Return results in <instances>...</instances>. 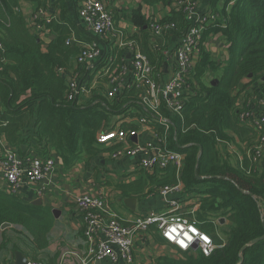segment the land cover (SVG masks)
I'll return each instance as SVG.
<instances>
[{"label":"trees","instance_id":"1","mask_svg":"<svg viewBox=\"0 0 264 264\" xmlns=\"http://www.w3.org/2000/svg\"><path fill=\"white\" fill-rule=\"evenodd\" d=\"M209 1L210 9L219 13V20L210 26L204 39L211 32L222 33L229 43L227 65L222 66L202 47L193 71L195 92L184 97L181 113H172L164 103L158 113L144 111L159 137L165 138L171 149L185 154L184 166L181 171L173 165L155 168L152 173L142 169L137 180L119 187L125 194L147 196L163 186L182 183L183 194L200 196L193 218L202 231L212 236L216 247L210 255L177 248L176 257L162 255L154 264H264V240L252 244L264 235V165L261 158L258 163L254 160L259 133L240 120L248 106L246 101L237 106L236 93L246 78L250 83L260 82L259 87L264 88V0H224L222 7L220 0ZM143 3L170 7L159 19L169 25L160 35L154 34L152 18L140 8L132 14L140 32L133 38L155 73H162L163 52L185 34L189 23L173 0ZM17 7L19 0H0V138L22 157L31 150L47 155L51 148L55 149L67 169L81 159L90 161L107 150H115L117 146L106 148L99 143L98 135L116 127L112 124L115 116L136 117L143 113L138 91L132 87L109 98L106 92L93 90L82 104L68 100L69 77L65 72L79 71L75 68L76 58L90 34L70 14L68 0H55L53 18L43 24L58 35L44 51L40 36L30 30ZM108 50L117 59L112 68L115 70L125 53L110 45ZM210 74L215 75L214 80H209ZM160 115L169 118L168 129L159 121ZM120 126L130 129L138 125L123 122ZM223 142L235 144L242 159L238 153L221 152L219 145ZM23 145L27 146L25 152ZM222 218L227 222L221 224ZM6 222L13 225V233H25L30 240L28 244L23 240L29 252L16 243L13 250H23L31 260L42 262L40 253L50 244L54 213L43 204L0 188V252L12 241L7 230H2ZM154 235L165 243L158 232ZM0 264H5L1 254Z\"/></svg>","mask_w":264,"mask_h":264},{"label":"built area","instance_id":"2","mask_svg":"<svg viewBox=\"0 0 264 264\" xmlns=\"http://www.w3.org/2000/svg\"><path fill=\"white\" fill-rule=\"evenodd\" d=\"M178 10H183L189 23L185 34L179 38L173 49L163 52L165 62L170 63L175 59L174 71L163 80V73H155L149 58L141 51L135 39L125 35L124 31L116 24L113 11L104 0H80L79 17L86 30L97 38H108V45L112 49H123L125 57L122 63L114 67L116 58L109 52L108 45L103 47L94 40L85 43L84 48L76 58L77 72H69L68 89L66 98L77 100L79 104L85 102L92 93V88L82 84L83 72L92 71L103 63L100 74L108 76L106 94L114 98L124 89L135 88L139 93V104L144 111L158 113L159 106L164 103L172 113H181L184 108V97L193 92L195 80L193 71L200 59L202 47L208 44L205 40L207 30L219 20V13L211 9H204L202 0H173ZM53 18L52 13L45 7H40L30 18V30L41 36L48 28L43 24ZM168 24L159 22L158 18L151 19V28L155 35H160ZM221 34V33H220ZM214 33H209V37ZM222 35V34H221ZM0 43V48H1ZM105 64V65H104ZM96 68V69H97ZM130 74V77L127 78ZM240 120L254 127L259 133L255 146L257 155L254 157L264 159V91L258 96L251 106L240 114ZM159 121L167 129L170 120L160 115ZM111 130H106L98 135V142L106 146H118L112 153L113 158L125 155H142L139 161L140 169L154 171L158 167L175 166L179 171L184 166L185 154L169 147L165 138H160L155 132L158 144L152 141H133L134 137L142 130L153 129L147 115L139 116L138 128L124 129L120 124ZM2 149L0 151V179L6 182L8 193L19 194L25 184L34 188L35 198L43 196L50 190L53 175L57 169V161L50 153L47 155H26L22 157L18 150L12 147L4 138H0ZM224 143V142H223ZM221 143V144H223ZM263 157V158H262ZM264 165V162H261ZM160 195L165 200L166 210L158 212L151 210L136 215L128 223L123 221L108 203L104 193H81L75 201L83 214V235L86 243V260L99 264H132L134 262L135 239L148 232L155 226L159 235L168 243L173 244L182 251L200 250L205 255H210L215 249L211 235L202 231L193 215L199 205L193 208L186 206L187 196L182 183L167 185L159 189ZM34 202V201H33ZM200 203V202H199ZM176 231L173 232L172 229ZM195 228L206 239L190 231ZM193 236L191 243H187L184 233ZM185 240L187 247L180 241ZM27 264H43V262L30 260Z\"/></svg>","mask_w":264,"mask_h":264},{"label":"crops","instance_id":"3","mask_svg":"<svg viewBox=\"0 0 264 264\" xmlns=\"http://www.w3.org/2000/svg\"><path fill=\"white\" fill-rule=\"evenodd\" d=\"M43 1L44 2L40 3L37 0H19V7H17L16 10H21L29 25L31 15L40 7L47 8L50 13L55 12L52 7L55 0ZM68 1L70 5V14L73 16L77 24L83 28V30H86L81 18L79 17L80 0ZM104 2L113 11L117 26L121 28L125 35L131 39H134L133 36L140 33L139 29L135 26L132 20L133 10L140 8L144 14L149 16V18L155 17L158 19L162 18L170 11V7L168 5L165 6L163 4H158L150 6L144 4L143 0H104ZM202 3L204 9H210L207 0H202ZM86 32L90 34L87 30ZM221 34L219 32L214 33L213 36L207 39L208 44L204 47H206L207 51H209L218 62H222V66H225L230 59V51L228 41ZM57 35L56 31L47 29L40 36L43 41L42 49L44 51L47 50L48 44L56 39ZM94 40L98 41L103 47H106L110 41L108 38L100 39L93 34H90V39L86 43ZM177 41L172 43L170 47L171 49L174 48ZM174 64V58L170 63H166L165 57H163V66L161 71L164 74L163 80H166L168 75H172L174 71ZM76 67L77 66L75 64V68ZM96 68L97 67H95L92 71L82 73V84H86L91 87L92 91L97 90L98 92H106L107 88L105 84L107 83L108 77L99 73L101 69L100 65L97 69ZM68 73L69 72H67V74ZM129 77L130 74L127 78ZM262 82H264V77L262 78ZM259 85L260 82L250 83V78H246L243 81V86L239 88V91H236V93H239L237 106H243L245 101L247 102V106H251L255 99L260 96L262 91H264V88L259 87ZM193 89L192 93L195 92V88ZM134 111H136V109ZM143 114H145L144 110L140 116ZM122 121L131 124L136 123V125H138L139 116H127L124 117ZM138 127L139 126H137V128ZM141 127L142 126L139 128V136L134 137L133 141H152L154 144H158V140L155 137V130H142ZM224 144L225 143L220 144L219 149L221 145ZM227 145L230 146V150L233 148L235 149L236 147L235 151L242 159V155L239 153V149L235 144ZM115 146L105 147L113 148ZM113 149L101 153L99 156L91 159L90 161L81 159L73 168L67 169L65 168L63 160L60 158L56 150L51 148V155H53L57 161V169L53 175L50 190L43 196L35 198L33 194V186L31 187L30 185L25 184L23 191L20 194L24 198L32 201L41 199L40 204H43L45 209L53 212L55 216L54 226L49 233L50 244L40 253L43 264H99L98 262L90 263L86 260V243L83 235V214L75 201L76 196L81 193H104L110 206L126 223H128L129 220L136 215L143 214L151 210H156L158 212L166 210L165 200L160 195L159 190L147 196L140 195L139 193H123L119 185L131 183L142 175V169L139 167V161L141 160L142 155H125L123 157L113 158L111 156V153L114 151ZM33 152H35V150H31L28 155H36ZM261 162H264V159ZM258 166L259 164L257 167ZM152 172L154 171H151L150 173ZM6 186V182L0 179V188L6 191ZM130 197L137 199L134 210L126 203V200ZM187 199L186 206L188 208H193L200 204L199 195H191L190 197L187 196ZM226 222V220L224 222L221 221V224ZM12 227L13 225L4 229L7 230V234L11 236L12 241L9 242L6 247L1 249V258L5 261V264H16L17 261H23L25 258L31 260V258L23 252V250H13L12 246L16 243L20 244L23 249H26L29 252L30 250L27 244L30 243V240L25 233H13L11 230ZM154 233H157V230L151 228L148 232L135 239L134 262L132 264H154L155 260L159 256H177V248L173 244L166 241L165 243L157 241ZM23 240H25V242L27 241V244Z\"/></svg>","mask_w":264,"mask_h":264},{"label":"water","instance_id":"4","mask_svg":"<svg viewBox=\"0 0 264 264\" xmlns=\"http://www.w3.org/2000/svg\"><path fill=\"white\" fill-rule=\"evenodd\" d=\"M250 76H251V75H250ZM26 147H27L26 145H23V146H22V150L25 151V150H26ZM199 178H200V176H199ZM40 201H41V199L34 201V203L40 204V203H41ZM136 202H137V199L134 198V197H130V198H128V199L126 200L127 205H128L130 208H132L133 210L135 209ZM221 221L224 222V221H225V218H222ZM11 226H12L11 223L6 222V223H4V224L2 225V230L6 229V228H8V227H11ZM260 240H264V235L261 236V237H259V238H257V239H254V240L252 241V244H254V243H256V242H258V241H260ZM29 261H30V259L25 258V259H23V261H17L16 264H27Z\"/></svg>","mask_w":264,"mask_h":264},{"label":"rangeland","instance_id":"5","mask_svg":"<svg viewBox=\"0 0 264 264\" xmlns=\"http://www.w3.org/2000/svg\"><path fill=\"white\" fill-rule=\"evenodd\" d=\"M207 2H208V4H209V6H210V1L207 0ZM223 3H224V0H220L219 7H222ZM214 77H215L214 74H210V75H208L209 80H212V79L214 80ZM122 119H123V117H122V118H119L118 116H115V117L113 118V120H112V124H115V125H116V124H119L120 121L122 122ZM105 146H106V145H105ZM229 147H230L229 145L224 144V145H221L220 150H221V152H223V153H227V152H230V153H237V152L235 151L236 147H235V149L233 148L232 150H230Z\"/></svg>","mask_w":264,"mask_h":264},{"label":"clouds","instance_id":"6","mask_svg":"<svg viewBox=\"0 0 264 264\" xmlns=\"http://www.w3.org/2000/svg\"><path fill=\"white\" fill-rule=\"evenodd\" d=\"M172 231L175 232L176 229L173 228ZM190 231L193 232V233H196L197 236H200L201 238L206 239V237H203V235H202L201 233H198L197 230H196L195 228H191ZM184 235H185V237H186L187 243H191L192 240H193V236H192V235H188L187 232H185ZM180 243H181L183 246L187 247V243H185V240L182 239V240L180 241Z\"/></svg>","mask_w":264,"mask_h":264}]
</instances>
